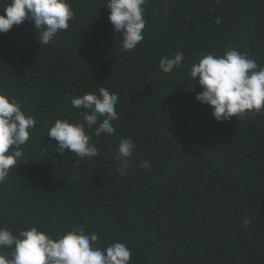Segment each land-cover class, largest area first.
Segmentation results:
<instances>
[{
  "label": "trees",
  "instance_id": "1",
  "mask_svg": "<svg viewBox=\"0 0 264 264\" xmlns=\"http://www.w3.org/2000/svg\"><path fill=\"white\" fill-rule=\"evenodd\" d=\"M69 2L74 18L48 45L27 19L0 33V90L37 121L26 160L0 184V227L83 226L101 246L125 243L130 264H264V110L217 122L188 76L229 44L264 66V0H150L144 39L128 52L107 0ZM176 51L185 60L164 73L159 60ZM100 88L119 96L116 131L86 128L98 155L75 167L47 132L56 119L83 122L71 99ZM128 137L136 148L121 175L114 157Z\"/></svg>",
  "mask_w": 264,
  "mask_h": 264
},
{
  "label": "clouds",
  "instance_id": "2",
  "mask_svg": "<svg viewBox=\"0 0 264 264\" xmlns=\"http://www.w3.org/2000/svg\"><path fill=\"white\" fill-rule=\"evenodd\" d=\"M149 2L107 0L108 20L114 26L113 31L122 34L123 51L133 50L144 39L147 23L144 12ZM162 6L167 9L168 0H163ZM0 9L4 13L0 15V33L6 34L13 25L27 19L39 30L40 46L48 45L59 32L67 30L74 18L69 0H8ZM216 23H220V18ZM184 60V52L176 51L171 57H162L159 67L164 73H172ZM188 76L202 88L195 99L212 109L217 122L228 121L233 116L243 119L246 112L264 110V66L230 44L222 55L209 52L193 62ZM118 101V94L106 88H100L99 95L74 96L71 106L85 110L80 113L83 122L55 120L47 132L58 142L55 151L61 155L65 150L71 151L78 157L75 167L84 158L97 156L99 150L90 143L91 137L85 129L97 125L94 130L97 137L113 134L116 131L113 122L119 119ZM36 123L32 115L22 110L17 98L0 90V184L8 180L11 169L26 160L22 146L29 141ZM135 148L132 138L120 140L114 159L120 163L117 171L121 175L126 174L132 163ZM138 166L147 169L151 164L142 160ZM131 256L132 250L125 243L113 241L101 246L100 236L95 231L86 232L83 226L51 234L36 226L15 232L0 227V264H130Z\"/></svg>",
  "mask_w": 264,
  "mask_h": 264
}]
</instances>
